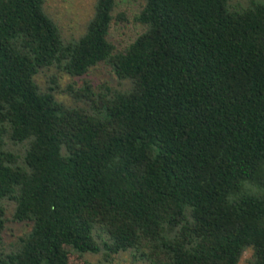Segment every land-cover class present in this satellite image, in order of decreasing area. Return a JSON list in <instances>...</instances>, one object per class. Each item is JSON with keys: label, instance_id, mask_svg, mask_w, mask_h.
Listing matches in <instances>:
<instances>
[{"label": "trees", "instance_id": "trees-1", "mask_svg": "<svg viewBox=\"0 0 264 264\" xmlns=\"http://www.w3.org/2000/svg\"><path fill=\"white\" fill-rule=\"evenodd\" d=\"M249 1L141 0L144 32L118 50V0L72 40L46 0H0V264H239L249 249L264 264V2ZM101 65L115 86H76ZM8 204L30 226L9 243Z\"/></svg>", "mask_w": 264, "mask_h": 264}, {"label": "rangeland", "instance_id": "rangeland-1", "mask_svg": "<svg viewBox=\"0 0 264 264\" xmlns=\"http://www.w3.org/2000/svg\"><path fill=\"white\" fill-rule=\"evenodd\" d=\"M264 2V0H257ZM97 0H46L45 11L59 26L60 32L64 39L72 40L79 38L86 30L88 21L94 14L95 4ZM249 0H230L231 5L244 7ZM141 0H118L115 17L124 14L127 20L116 18L112 23L109 40L116 46L118 50L126 49L132 44L138 36L144 32V28L135 22V17L139 14L142 8ZM51 76L42 74L39 77V82L45 85L50 81ZM69 76H63L60 80L61 88L64 89L68 84L73 83ZM84 81H88L97 86L102 83H108L111 86L117 84L116 78L113 76L111 69L105 65H101L83 77L76 79L77 87L82 86ZM60 99L68 100L65 95H60ZM7 225L5 231V241L7 243L15 240L19 236L24 235L29 231L30 226L27 223L15 222L12 219L13 205H7ZM252 256V250H247L243 255L239 264H249V259ZM103 260L102 255L84 254L72 255L71 263L73 264H101ZM105 264H145L142 261L134 262L132 253L126 252L114 256L110 262Z\"/></svg>", "mask_w": 264, "mask_h": 264}]
</instances>
